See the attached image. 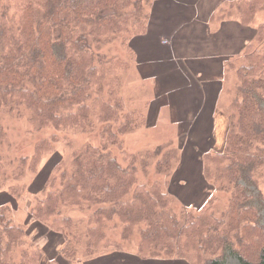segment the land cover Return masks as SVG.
<instances>
[{"label": "trees", "instance_id": "1", "mask_svg": "<svg viewBox=\"0 0 264 264\" xmlns=\"http://www.w3.org/2000/svg\"><path fill=\"white\" fill-rule=\"evenodd\" d=\"M156 1L0 0V147L7 135L3 115L22 109L29 111L36 132L99 129L105 138L101 145L76 148L67 162L61 159L32 205V218L63 236L65 260L127 252L141 260L228 264L234 258L239 264H264V22L237 56L222 144L215 137L200 160L196 174L206 188L210 185L203 205L177 207L174 189L181 185L171 179L179 150L171 142L129 155L127 165L111 150L117 140L113 126L120 120V134L125 127L129 132L145 124L144 116L139 115V124L134 112L122 113L118 72L133 62L132 37L148 32ZM261 11L264 0H231L212 19L249 26ZM114 40L120 41L124 56L104 51ZM38 142L33 155L14 159L19 171L29 165L36 171L47 152H56L55 137ZM140 162L154 164L165 179L143 184ZM11 165L0 156V195ZM25 186L21 180L9 193L25 198ZM215 191L226 193L227 202ZM64 207L85 214L87 222ZM28 236L27 223L15 222L10 205L0 203V264H61L44 258L42 251L22 250L18 259Z\"/></svg>", "mask_w": 264, "mask_h": 264}, {"label": "rangeland", "instance_id": "2", "mask_svg": "<svg viewBox=\"0 0 264 264\" xmlns=\"http://www.w3.org/2000/svg\"><path fill=\"white\" fill-rule=\"evenodd\" d=\"M217 1V0H214ZM219 1V0H218ZM221 1V0H220ZM231 0H225L226 7ZM264 22V11H261L255 17L252 27H258ZM164 39V38H163ZM138 41L136 36L132 37V43ZM104 51L111 54H119L124 56L125 51L119 40L110 42ZM135 53V52H134ZM176 48L170 50H161L154 56H150L148 63L140 61L135 55L130 61L129 68L118 72L121 82L119 88L121 90V97L124 101L125 110L134 112L138 116L139 124H141V117L144 116L145 124L142 127L134 128L127 132L125 123V133L120 134L118 128L121 125V120L113 126V131L117 140L111 145L113 154L118 161L127 165L126 160L129 155L142 154L147 150H155L158 145L168 144L171 142V148L179 150V165L171 179L178 186L174 189V195L179 199L178 208L183 204L188 207L194 205H203L209 196L210 185L205 187L204 181L197 175L196 168L200 165L199 159L203 161V153L210 151L214 145L215 137L218 138L219 145L222 144L223 134L225 132V111L230 104L231 90L235 82L234 68L238 66V57H231L226 61L223 71L220 72V77L223 83L220 86L215 79L213 86H208L216 94L221 96V101L217 104V115L213 116L215 110H211L210 103L206 101H199L194 103V97L199 96V88L191 85L192 80L178 77L173 74L174 67L182 64L181 68L186 76L191 72V62L179 59L175 54ZM191 55V54H188ZM162 57L163 60H158ZM199 58V57H197ZM154 59V60H153ZM189 62V63H188ZM137 63L140 64L141 69L137 68ZM201 62L197 63L200 65ZM196 65V66H197ZM230 69V71H229ZM144 77V78H141ZM202 77V76H201ZM202 81L201 78H199ZM203 86L206 84L202 83ZM206 87V86H205ZM209 105V107H208ZM213 105V102L211 103ZM195 106L194 117H185L186 109ZM140 115V116H139ZM201 115V116H200ZM211 115V116H210ZM213 116V117H212ZM4 128L6 129V141L0 147V156L4 161L11 162L7 174L5 175V185L0 195V203H7L12 208V217L15 222L27 223L29 226V236L24 246L18 248V259L21 258L20 252L28 250L31 253L42 251L46 259H58L61 264H141L143 260L135 259L136 255H129L126 253L113 255L108 253L103 256H98L94 259L88 257H81L77 255L74 261L65 260L61 255V249L64 247L63 236L53 232L48 226L43 225L39 221L32 218V205L35 204L37 197H42V189L49 177L54 176V167L62 159V163L67 162L71 157L72 152L81 145L92 143L94 145H101L105 142V138L99 129L84 132L81 129H65L57 130L53 127L45 128L43 131L36 132L34 124L31 121L29 111L22 109L16 113L4 114ZM106 124H100L102 130ZM215 132V133H214ZM55 137L57 143L55 145V153H46L40 160L36 171H31L29 167L21 172L18 170L19 163H14V159L19 156L33 155L35 153V146L38 141L43 138ZM217 140V139H216ZM201 150L202 153L198 151ZM206 150V151H203ZM52 153V154H51ZM182 164V165H181ZM182 171V174H181ZM20 174L21 179L18 180L16 175ZM180 177V178H179ZM157 178L163 180L165 177L157 175L154 164L149 166H142L140 162V181L143 184L154 183ZM25 183L26 195L25 198L16 199L10 193L12 186H18L19 181ZM261 189L264 191V182L261 181ZM248 186V185H247ZM249 189L254 190L249 187ZM213 191V190H212ZM10 192V193H9ZM181 192L182 196H181ZM255 193L257 191L255 190ZM213 194V192H212ZM215 194L223 198L227 202V194L215 191ZM13 197V198H11ZM69 207H64V211L69 212L71 216L78 219L79 222L85 224L88 220L86 215L74 212ZM263 221H264V211ZM151 260H173L166 258H152ZM183 261V259H177ZM228 264H239L234 258L229 259ZM185 264H190L184 261ZM153 264V263H152Z\"/></svg>", "mask_w": 264, "mask_h": 264}, {"label": "crops", "instance_id": "3", "mask_svg": "<svg viewBox=\"0 0 264 264\" xmlns=\"http://www.w3.org/2000/svg\"><path fill=\"white\" fill-rule=\"evenodd\" d=\"M224 2L225 0H158L152 8L148 32L143 37L137 38L138 41L134 43L137 58L145 63H148L150 56L156 55L161 50L171 51L176 48L175 54L177 56L178 53L180 54L178 58H185L191 62L193 70L185 76L181 68L182 64L179 62V65L174 67L173 74L192 80L191 85L188 84L190 88L193 91V85L199 88V96H195L192 101L198 104L199 101H204L203 96H205V103L206 101L210 103L211 110H215L214 114L211 113L213 116L217 115L216 108L221 96L219 93L213 99L211 96L216 92L208 86L216 84V78H218L216 82L220 86L223 85L224 82L219 79V75L223 71L224 61L241 54L246 43L254 37L257 30L256 27L243 25L235 19L223 23L213 20V14L225 6ZM158 60L163 58L159 57ZM199 62L200 65H197ZM137 68L141 69L138 63ZM202 83L206 84V87ZM222 89L223 86L220 92ZM195 109V106L186 109L185 117H194ZM198 152L202 153L201 150ZM197 169H201V162ZM134 258L141 260L139 257ZM184 261L149 259L143 260L141 264H185Z\"/></svg>", "mask_w": 264, "mask_h": 264}]
</instances>
